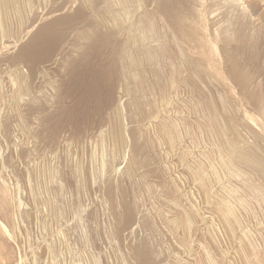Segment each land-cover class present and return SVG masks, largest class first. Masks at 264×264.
Segmentation results:
<instances>
[{"label":"rangeland","instance_id":"obj_1","mask_svg":"<svg viewBox=\"0 0 264 264\" xmlns=\"http://www.w3.org/2000/svg\"><path fill=\"white\" fill-rule=\"evenodd\" d=\"M263 57L264 0H0V264H264Z\"/></svg>","mask_w":264,"mask_h":264},{"label":"bare ground","instance_id":"obj_2","mask_svg":"<svg viewBox=\"0 0 264 264\" xmlns=\"http://www.w3.org/2000/svg\"><path fill=\"white\" fill-rule=\"evenodd\" d=\"M178 1H179V0H178ZM186 1H187V0H186ZM160 3H162V2H160ZM164 3H165V2H164ZM173 4H174V3H173ZM191 4H192V3H191ZM176 5H177V4H176ZM187 5H188V4H187ZM161 6H164V4L161 5ZM189 6H190V4H189ZM165 8H166V7H165ZM182 8H183V7H182ZM162 9H163V8H162ZM166 10H167V9H166ZM181 10H182V9H181ZM194 10H195V9H194ZM194 10H192V11H194ZM190 12H191V11H189V13H187V11H186V13H187L188 15L191 14ZM196 14H197V13H196ZM196 14H192V15H196ZM181 16H182V15H181ZM195 17H196V16H195ZM182 18H183V17H182ZM190 18H192V17H190ZM177 19H178V18H177ZM184 19H185V18H184ZM192 19H193V18H192ZM192 19H191V20H192ZM181 21H182V20H181ZM185 21H186V20H185ZM185 21H184V22H185ZM185 24H186V23H185ZM185 24H184V25H185ZM184 25H183V26H184ZM184 28H185V27H184ZM184 30H185V29H184ZM186 32H187V31H186ZM191 32H192V31H191ZM187 35H188V34H187ZM189 35H190V34H189ZM189 35H188V36H189ZM191 36H192V35H191ZM187 39H188V38H187ZM209 50H210V49H209ZM195 54H196V53H195ZM263 59H264V57H263ZM105 85H106V84H105ZM93 87H94V86H93ZM98 88H100V87H98ZM104 89H105V88H104ZM97 90H98V92H99V89H97ZM102 90H103V89H102ZM100 92H103V91L100 90ZM97 94H98V93H97ZM100 95H101V94H100ZM122 125H123V124H122ZM121 129H122V128H121ZM120 131H121V130H119V132H120ZM123 131H125V130H123ZM121 132H122V131H121ZM124 133H125V132H124ZM120 134H121V133H120ZM122 134H123V133H122ZM125 135H126V134H125ZM120 138H121V135H120ZM122 138H123V136H122ZM124 141H125V140H124ZM232 146H233V143H232V142H230V141H226V142H225V147L228 149L229 152H232V151H231V150H232ZM226 148H225V149H226ZM244 149H245V148H244ZM248 149H249V148H248ZM250 149H252V148H250ZM140 150H141V149H140ZM257 150H258V149H256L255 151H254V150H244V151H242V153H241V160H242V162L244 163V165H246V166H248V167H250V168H252V169H254V170L264 171V157H262L261 155H259V154H258L259 152L257 153ZM142 151H143V150H141V151H139V152H142ZM258 151H259V150H258ZM143 152H144V151H143ZM142 154H144V156H145V153H142ZM142 154H141V155H142ZM231 154H232V153H230V155H231ZM233 155H234V154H233ZM144 156H143V158H144ZM145 157H147V156H145ZM230 157H231V156H230ZM231 158H232V157H231ZM147 159H148V158H147ZM145 160H146V159H145ZM113 177H114V176H113ZM116 177H117V176H116ZM111 178H112V177H111ZM118 178H119V177H118ZM116 179H117V178H116ZM111 180H112V179H111ZM113 180H114V179H113ZM113 180H112V181H113ZM115 181H116V180H115ZM115 181H114V182H115ZM117 181L119 182L118 184H119V186H120V182H121V180L119 181V180L117 179ZM112 183H113V182H112ZM112 183H111V184H112ZM113 184H114V183H113ZM113 184H112V185H113ZM115 185H116V188H118V187H117V184H114L112 187H114ZM108 188H110V187H108ZM114 188H115V187H114ZM114 188H113V191H114ZM120 188H122V186H120L118 189L121 190ZM110 189L112 190V188H110ZM118 189H115V190H118ZM108 190H109V189H108ZM119 190H118V191H119ZM113 191H110V193L112 194ZM122 191H123V189H122ZM106 192H108V191L106 190ZM113 193H114V192H113ZM115 193H116V192H115ZM118 193H119V192H118ZM121 193H123V192H121ZM116 194H117V193H116ZM124 194H125V193H124ZM108 195H109V193H108ZM114 195H115V194H114ZM121 195H122V194H121ZM121 195H120V193H119V196H121ZM111 196H112V195H110V197H111ZM122 196H123V195H122ZM123 197H124V196H123ZM123 197H122V198H123ZM128 204H129V203H128ZM126 207H127V206H126ZM127 208H128V209H131V208H129V207H127ZM127 208H126V210H127ZM132 210H133V209H132ZM128 211H129V213H132V211H131V212H130V210H128ZM128 211H127V212H128ZM231 212H232V211H231ZM229 213H230V212H229ZM125 214H128V213H125ZM132 214H133V213H132ZM231 214H232V213H231ZM229 215H230V214H229ZM129 216H130V217L132 216V219H133V215H130V214H129L127 217H129ZM127 217H126V219H127ZM231 217H232V216H231ZM126 219H125L124 221H126ZM129 219H130V218H129ZM132 219H131V220H132ZM128 221H129V220H128ZM133 221H134V220H133ZM126 222H127V221H126ZM132 223H133V222L131 221V224H132ZM124 224H125V223H124ZM124 224H123V225H124ZM126 225H130L129 222H128V224H126ZM134 225H135V223H134ZM134 225H133V226H134ZM130 226H132V225H130ZM133 226H132V230L134 229ZM126 227H127V226H126ZM126 227H125V228H126ZM134 227H135V226H134ZM129 228H130V227H129ZM123 229H124V227L122 228V226H121V231H122ZM127 229H128V228H127ZM127 229H126V231H127ZM128 230H129V229H128ZM126 231H125V232H126ZM130 231H131V228H130ZM133 231H134V230H133ZM119 232H120V231H119ZM125 232H123V234H125ZM135 232H136V231H135ZM135 232H133V233H135ZM126 233H127V232H126ZM129 234H130V233H129ZM129 234H127V235L125 234V235L128 237ZM125 235H124V236H125ZM121 236H122V233H121ZM129 236H131V235H129ZM132 236H133V235H132ZM127 237H124V238H127ZM137 237H139V236H137ZM124 238H123V242H125ZM128 238H130V237H128ZM132 238H133V237H132ZM130 239H131V238H130ZM130 239H128V240L130 241ZM138 239H140V238H138ZM126 241H127V240H126ZM129 241H128V242H129ZM131 241H132V240H131ZM132 242H133V241H132ZM132 242H131V243H132ZM134 242H135V243H133V244H136V245H137V243H139L140 240H139V242H138V241L136 242V239H135ZM141 242H142V241H141ZM141 242L139 243V244H140V247L137 246V247H138L137 249L134 247V248L136 249L135 252L137 253V256H138L137 258H139L140 261H141L142 263H143V262H146L145 264H147V263L149 262V264H150V261L147 262V260H150L151 257H150L149 255H147V253H143L144 251L142 252V249H143L142 246H143V245L141 246ZM126 244H128V243H126ZM142 244H143V243H142ZM129 245H130V244H129ZM136 245H135V246H136ZM125 247H126V246H125ZM127 247H128V246H127ZM131 248H132V247H131ZM131 248H128V249H131ZM134 248H133V249H134ZM135 257H136V256H135ZM149 257H150V258H149ZM137 258H135V259H137ZM151 260H152V259H151ZM135 262H136V261H135ZM137 262H139L138 259H137ZM137 262H136V263H137ZM141 262H139V263H141ZM142 263H141V264H142ZM152 263H153V261L151 262V264H152Z\"/></svg>","mask_w":264,"mask_h":264}]
</instances>
